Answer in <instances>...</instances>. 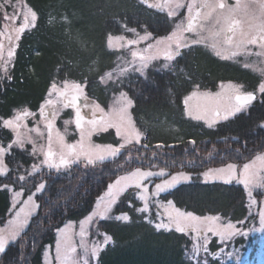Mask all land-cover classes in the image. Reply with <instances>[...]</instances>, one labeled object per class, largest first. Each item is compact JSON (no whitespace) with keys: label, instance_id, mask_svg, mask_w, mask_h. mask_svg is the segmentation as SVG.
<instances>
[{"label":"trees","instance_id":"trees-1","mask_svg":"<svg viewBox=\"0 0 264 264\" xmlns=\"http://www.w3.org/2000/svg\"><path fill=\"white\" fill-rule=\"evenodd\" d=\"M24 2L35 14V27L23 33L18 45L16 41L7 70L11 80L6 76L0 79V144L8 146L13 137L2 119L19 109L37 110L54 81H72L83 85L86 95L103 106L112 94L125 90L134 101L130 111L144 135L140 144L147 146V154L144 147L134 144L122 150V156L98 162L87 170L84 164L59 173L45 168L27 179L23 183L25 188L40 182L47 183L48 188L37 197L36 215L18 239L9 243L0 264H15L19 258L22 260L17 264H40L44 247L53 243L55 232L63 222L85 216L107 185L134 167L190 171L189 181L160 194L162 199L172 200L184 210L199 215L220 214L232 221L249 216L246 191L240 183L205 181L197 173L228 162H246L264 152V95L257 93L246 111L228 121L217 122L212 128L184 115L183 98L194 85L213 89L225 81L256 92L261 81L258 73L237 61L222 60L207 46L199 44L182 49L179 57L167 63V68L149 66L144 76L126 75L117 82L104 83L101 77L115 66L119 55V50L107 45L109 33L130 35L131 32L121 28L126 24L129 29L147 28L155 36H163L170 32L175 20L166 19L165 11L141 6L139 0ZM237 138L239 143L235 142ZM93 139L114 145L120 140L113 129L100 131ZM218 140L221 142L217 143ZM157 144L176 147L156 148ZM31 153L29 147L12 146L5 163L12 169L13 179L28 176L26 169L30 170L36 162ZM153 153L155 159L150 156ZM166 153L169 159L164 158ZM202 155L206 158H201ZM141 157L143 163H132ZM5 184L13 185L8 177H1L0 220L7 217L10 209V193L2 187ZM14 186L22 187L19 181ZM138 205L132 192L123 193L113 213H126L129 220L115 217L98 220L97 226L110 236V241L99 251L95 264H189L188 235L174 228L157 230L146 213L135 211ZM217 246L214 241L210 244L211 249ZM208 264L242 263L219 257L212 260L210 256Z\"/></svg>","mask_w":264,"mask_h":264},{"label":"snow or ice","instance_id":"snow-or-ice-1","mask_svg":"<svg viewBox=\"0 0 264 264\" xmlns=\"http://www.w3.org/2000/svg\"><path fill=\"white\" fill-rule=\"evenodd\" d=\"M139 3L148 9H159L161 12L166 10V19L169 20L177 19L182 8L186 7L187 13L183 20H180L175 25L173 31L166 36L157 38L151 32H148L147 28L144 29L143 35H139V33H136V29H129L126 24L121 25V28L126 32L136 33V39H126L124 35L113 36L109 33L106 38L108 47L110 49L118 48L119 50L127 48L130 50L132 59L131 61H123L129 67H117L106 74L108 77L122 80L126 75L136 74L144 76L145 70L152 61L160 57H163L166 62L173 61L174 58L181 55L182 49L189 48L191 45L207 44L208 41H211L208 46L212 49L214 55L222 60H228L236 56L238 51L241 50L251 51L250 46H258L260 49H264V0H235L234 4H230L229 0H186V2L185 0H158L155 3H151L150 0H139ZM8 6V0H5V3H0V8L6 9ZM29 7L26 4L21 6L23 14L22 23L21 16L17 15L15 10L11 16L6 11L4 13V20L19 24V27L9 31L7 36V39L11 42L12 31H15L17 33L15 37L17 45L23 33L29 30L30 27H35V22H30L25 13V9ZM3 27L6 30L9 28V25L5 24ZM188 34H195L197 38L190 39ZM4 37L5 31L0 30V50L3 49ZM141 41L146 42V47L134 49L133 46L139 44ZM14 53L15 46L11 47L7 53L9 60L13 58ZM224 53H230V55H225ZM164 67L167 68L168 64L166 63ZM4 72L7 79L11 80V77L7 76L6 67L4 68ZM0 79H3V77H0ZM199 87V85H194L193 91L183 98L184 115L195 121H203L208 128H212L215 122H224L234 118L255 101L253 92H240L239 86L229 84L225 88L221 84V91L215 93L200 92ZM258 91L264 95V83L259 85ZM53 96L56 99H52L51 97ZM194 98L200 102L196 104L190 103ZM90 103L81 92L79 85L69 86L65 82L61 88L55 81L50 85L48 94L39 108L41 121L45 123L48 130V145L46 149L43 145L37 148L35 143H33V151L30 155L34 156L38 162L33 163L30 170L26 169L29 173L28 176L20 175L13 179L11 177L12 169L5 163V157L10 155L12 146L19 145L21 149H24V142L18 138L8 147L0 146V176L8 177L12 180L13 185L17 181L22 185L18 192L8 184L2 186L4 191H12L13 199L23 196L25 194L23 183L42 172L45 168L56 170L59 173L61 169H69L73 166L79 167L80 163L83 162L87 170L98 162H106L108 158L122 156V150H125L126 146L131 144L144 147L145 155L147 154V146L140 144L141 140L144 139V135L135 127L129 112V109L134 106V101L128 97L126 92L121 91L119 93L111 113L107 116L97 111L96 107H93L91 118L89 119V113L84 111V109ZM60 104L64 108L75 110V125L80 132V139L73 144H67L64 142L63 136L59 132H56L55 140L59 144V150L56 151L53 147V130L58 111L54 109ZM50 108L53 110H50ZM29 115L34 117L36 114L29 113L25 109L12 118L3 119V126L15 130L20 127L19 122ZM39 123L40 121H37V124ZM65 123L67 124L69 121H65ZM98 129H114L116 136L122 142L118 146L92 144L91 135ZM30 131L39 132V129L35 128ZM220 142L219 140L217 141V143ZM235 142L239 143V139L237 138ZM190 143L194 144L195 142L191 141ZM155 147L176 146L157 144ZM155 157L156 154L153 153L152 158L155 159ZM256 159L264 161V156H259ZM137 162L143 163V157L139 158V160H132V163ZM17 168H19V165H17ZM165 174L164 169L154 172L137 167L126 175L118 176L114 182L107 185V190L103 195L97 198V208L93 211L92 215L98 216L101 219L106 218L113 206L117 204L118 198L130 186H134L139 190L136 192V196L139 200L144 201L143 207L136 208L135 211L138 213L148 212L149 198L147 193L149 191V184L153 178L163 177ZM202 176L205 180L211 177L214 180H223L225 183L236 180L247 190L249 197L253 195L252 188L259 187L264 189V163L257 166L255 159L244 163L242 167L235 163H228L225 167L210 168L203 172ZM188 180H190V175L184 172L171 175L170 179H163L160 183L155 184L152 195L157 196L167 193L169 190L177 187L179 183ZM32 187L35 188V191L28 194L27 199L19 201L16 206L9 210L10 213L15 212L17 217L23 214L24 219L16 223V230L9 237L6 238L0 235V258L7 253L9 241L17 239L19 229L28 223V217L38 209L39 205H37L34 198L43 195L44 191L48 188V184L45 182L34 183ZM253 202L255 203V201ZM129 206L131 207V201H129ZM157 207L164 208L163 214L159 211L156 213L157 218L161 221L154 225L157 230H170L174 228L176 232L181 234L186 233L188 230H191L194 234L195 241L189 264H208L207 258L202 262L199 256V240L202 234L206 239L207 234L211 233L213 237H219L221 242H232L233 246L235 239L247 237L249 234L247 230L242 229L251 217H245V219L235 223L230 221L223 223L217 216L200 217L195 216L192 212L181 211L180 208L174 206L172 200L167 201V206L160 205L157 202ZM164 216H166L167 222H164ZM91 219L92 216L86 218V220ZM116 220L128 221L129 216L122 214L117 216ZM149 222L151 221L149 220ZM259 222L264 226V212L260 213ZM67 227L65 225L63 228L56 230L55 264H68V254L76 251L75 248H68L66 244L62 247L60 234L65 233L66 240ZM80 236L82 240L81 247H84L83 239L86 236L85 220L80 221ZM105 239L107 241L109 238L105 237ZM85 251L87 250L85 249ZM204 252L205 254L208 253L207 246L204 247ZM92 256L96 257L95 248H93ZM211 259L216 260L217 258L213 255ZM82 264H89V262L87 259H84Z\"/></svg>","mask_w":264,"mask_h":264},{"label":"rangeland","instance_id":"rangeland-1","mask_svg":"<svg viewBox=\"0 0 264 264\" xmlns=\"http://www.w3.org/2000/svg\"><path fill=\"white\" fill-rule=\"evenodd\" d=\"M8 2H9V6L6 9L0 8V14H1L0 15V30L5 31V37L3 38V49L0 50V77H5L4 68L6 67L8 70L9 64L12 60V59L9 60L7 53L11 47L16 45L15 37H16L17 33L15 31H12V41L11 42L7 39L8 33L13 28L19 27L18 23L4 20V18H3L4 13L6 11L7 14L9 16H11L13 14V11L15 10L16 14L21 16V23H22L23 22V14L21 11V6L26 4L24 2V0H8ZM150 2L155 3V2H158V0H150ZM185 2H186V0H185ZM0 3H5V0L0 1ZM229 3L234 4L235 0H229ZM165 12H166V10H165ZM25 13H26L27 17L29 18L30 22L34 21L35 14L30 7L25 9ZM186 13H187L186 7L182 8L180 10V12L178 14V18L175 19L173 28L170 30V32L173 31V29L175 28V25L177 23H179L180 20H183ZM5 24L9 25V28L6 30L3 27ZM136 33H139V35H143L144 30H136ZM136 33L131 32L130 35H125V34H119V35H124L126 37V39H136L137 38ZM168 34H166V35H168ZM166 35H163V36H166ZM188 35L190 36V39H196L197 38L195 34H188ZM113 36H118V35H113ZM153 36H155V35H153ZM155 37L158 38L160 36H155ZM149 42H154V41H149ZM210 43H211V41H208L207 44H205V43H202V44L207 46L212 51V49L208 46V44H210ZM143 47H146V42H143V41H141L139 44L133 46L134 49H140ZM250 47H251V51H242V50L238 51V54L234 57H231L230 60H236V61L242 63L243 65L248 66L252 71L258 73L261 76L260 84L264 83V49H260L258 46H250ZM113 49L119 50L118 48H113ZM224 54L230 55V53H224ZM131 59H132V57L130 55L129 49L126 48L123 50H119L118 60L116 61L115 66L113 68H111L110 70L106 71L103 74V76L101 77V80L104 83L111 82V81H114V82L119 81L113 77H108L106 74L109 71H111L117 67H129V65L124 64L123 61L124 60L131 61ZM5 62H7V63H5ZM166 63H168V62H166L163 59V57H160L159 59L152 61L149 64V66L159 67V66H164ZM65 82H67L69 86L79 85L81 92L86 96L87 100L91 102L88 105V107L86 109H84V111H87L89 113V115H88L89 119L91 118V111H92L93 107H96L97 111H100L105 116H107L109 113H111L112 108L115 104L116 98L119 96V93L121 91L126 92L125 90L122 89V90L112 94L108 104L106 106H103V105L99 104L98 102H96L94 99H91L86 95V92H85L83 85H80V84L72 82V81H59L56 83L59 87L62 88ZM221 84H223L225 86V88H227V86L229 84H231L233 86H239L240 92H243V93L249 92V91L245 90L241 84H239V83L237 84L236 82H233V81H225V82L218 83L216 85V87L213 89L199 88V91L200 92L215 93V92L221 91V88H220ZM48 91H49V89H48ZM192 91H193V89L187 95H189ZM47 94H48V92H47ZM47 94H46V96H47ZM51 98L56 99L55 96H53ZM198 102H200V101H198L195 98L192 101H190V103H192V104H196ZM41 103H40V105H41ZM39 108H40V106H39ZM39 108L35 111L27 109L29 113H35L36 115L34 117L32 115H29V116L25 117L24 119H22L19 122V124H20L19 128H16L15 130L8 128L9 130H11L12 135H13L12 140L8 143L9 145L12 144V142L14 140L19 138L24 142V147H29V150L31 152L33 151V143H35L37 148H39L41 145H43L45 147V149L47 148L48 130L46 128L45 123L43 121H41V118L39 116ZM130 109H129V112L131 114ZM247 109H248V107H246L242 111H246ZM23 110H25V109L16 110L15 112H13V114L11 116H9L5 119L12 118L16 114L22 112ZM50 110H53V109L50 108ZM54 110L58 111V116H57V119L54 121L53 147H54V150L58 151L59 150V144H57L56 140H55V133L56 132H59V134L61 136H63L64 142L67 144H73L76 141H78L80 139V132L76 128V125H75V110L74 109L64 108L63 105L60 104ZM131 117H132V115H131ZM132 120H133V118H132ZM37 121H40V123L37 124ZM65 121H69V123L66 124ZM2 122H3V119H2ZM133 123H134V120H133ZM215 123H217V122H215ZM135 127L137 128L136 125H135ZM35 128H38L39 132L30 131L31 129H35ZM100 131H104V130L98 129L92 133L91 143L94 145H101V146L109 145V143H97L94 141V139H93L94 134H96ZM121 142L122 141L119 140L118 144H115V145L111 144V145L118 146ZM132 145H134V144L127 145L126 148L127 149L130 148ZM0 146H3V145L0 144ZM8 146H3V147H8ZM13 147H19V145H13ZM150 156H153V154H151ZM259 156H264V152H260V153L256 154L252 159H250L246 162L235 163V164H238L242 167V165L244 163H247V162L255 159L257 166H259L260 164L264 163V161L256 159ZM169 157H170V155H168V153H166L164 158L169 159ZM201 158H206V157L204 155H202ZM108 159H111V158H108ZM36 162H38V161L36 160ZM228 163H234V162H228ZM228 163H225V164L217 166V167H209L208 169L225 167ZM80 164H84V163L81 162ZM135 168H137V167H134V169ZM134 169H131L130 171H132ZM141 169L142 170H150V171H154V172H158V171H160V169L165 170L166 174L163 177L153 178L149 184V191L147 193L148 198H149L148 199L149 211L145 212L147 214V216H149V219L151 221H153L154 224L160 223L161 221H160V219L157 218L156 213L159 211L163 214L164 208L163 207L158 208L157 202H159L160 205L167 206L168 200L162 199L160 197V194L157 196L152 195V190L154 189L155 184L160 183L161 180H163V179H170L171 175H175L179 172H184L185 174L190 175V179H191L192 173L190 171H184V170H174V171L169 172V170L167 168L158 167V166L146 167V168H141ZM208 169L201 170V172L197 173V174H199L200 179L205 180L204 177L202 176V173L207 171ZM61 170H65V169H61ZM130 171H128V172H130ZM128 172L122 173L119 176L126 175ZM1 177L3 178L4 176H0V179H1ZM116 178H114L112 182H114L116 180ZM205 181H223V180H220V179L214 180L211 177H209ZM183 182H185V181H183ZM231 182L238 183L236 180H233ZM10 186L14 187L15 191H17V192L20 191V189H21V187H18V186H14V185H10ZM27 186H28V188L24 187L25 188V194L23 196L16 197L15 199H13L12 191H9V193H10V209H12L14 206H16L19 201L27 199V195L31 194L32 192L35 191V188H32L31 185H27ZM137 191H139V190L136 189L134 186H130L128 189H126L125 193L126 192H130V193L132 192L134 197L139 201V205L137 206V208H142L144 205V201H141L138 199V197L136 196ZM245 191H246V197H247L248 206H249V216L248 217H251V218L248 219L247 224L244 225L242 230H247L249 233L248 236L235 239L234 246H233L232 242H228V243L221 242L219 237H213L211 235V233L207 234L206 239L204 238V236L202 234L201 239L199 240V245H200L199 256H200V259L202 262L206 258L208 260V258L210 256L212 257L214 255L216 258L219 257L224 261L235 260V261H238L242 264H264V226H262L259 222V215L261 212H264V189H261L259 187L252 188L251 191H252L253 195L251 197H249L247 195V190H245ZM103 193L100 196H102ZM34 199L36 200L37 205H39V201H38L37 197H35ZM253 201H255V203ZM114 206H113V208H114ZM174 206L177 207L176 205H174ZM96 208H97V199L95 200L93 207L90 210V212H88L85 216L81 217L78 220H74V221L73 220H66L59 227V228H63L65 225L68 226L67 227V233H66V240H65V233L60 234V237L62 240V247L64 246V244H66L68 248H75L76 249L75 252H70L68 254V264H82V261L84 259H87L89 264H95L97 261V258H98L99 251L104 247V245H106L110 241V236L97 226V222L101 218H99L98 216L92 215L93 211ZM113 208L111 209V211L109 212L107 217H115L116 218L119 215L126 214V213H113ZM178 208H180V207H178ZM180 209H181V211L191 212V211L184 210L182 208H180ZM37 210L34 211L31 216L28 217V223L19 229L18 237L27 228L32 217L36 215ZM17 211H18V208H17ZM192 213L195 216H200V217L217 216L220 218V221L223 223H227L229 221L232 223L237 222V221L229 220L228 218L223 217L220 214L199 215V214H196L194 212H192ZM89 216H92V219L86 220V218ZM23 219H24L23 214L20 217H17L15 212L10 213V211H8L7 217H5V219H3V220H0V235H3L6 238L9 237L12 234V232L14 230H16V223L20 220H23ZM81 220H85L86 236L83 239L84 247H81V243H82L81 236H80V221ZM164 222H167L166 216H164ZM185 234H187L189 239H190L189 246L186 248V254L191 259L195 237H194V234L191 232V230H188ZM18 237H17V239H18ZM105 237H108L109 239H107V241H106ZM56 240H57V233L55 232V238H54L53 243L46 245L42 251V260H41L40 264H55ZM212 241H214L218 245L216 247V249H211L210 244ZM11 242H13V241L10 240L9 243H11ZM205 246H207V248H208L207 254H205V252H204ZM93 248L96 249V257L92 256ZM85 249L87 251H85ZM20 260H22V259L19 258V260H17V262H15V264H17Z\"/></svg>","mask_w":264,"mask_h":264},{"label":"flooded vegetation","instance_id":"flooded-vegetation-1","mask_svg":"<svg viewBox=\"0 0 264 264\" xmlns=\"http://www.w3.org/2000/svg\"><path fill=\"white\" fill-rule=\"evenodd\" d=\"M260 83L257 85V89L259 88Z\"/></svg>","mask_w":264,"mask_h":264},{"label":"water","instance_id":"water-1","mask_svg":"<svg viewBox=\"0 0 264 264\" xmlns=\"http://www.w3.org/2000/svg\"><path fill=\"white\" fill-rule=\"evenodd\" d=\"M254 95L256 96V94L254 93Z\"/></svg>","mask_w":264,"mask_h":264}]
</instances>
